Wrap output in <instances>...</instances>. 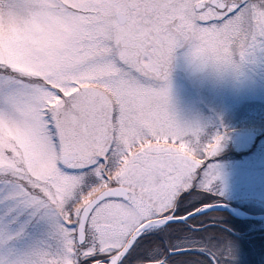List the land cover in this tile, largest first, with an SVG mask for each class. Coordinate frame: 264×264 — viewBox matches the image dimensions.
Returning a JSON list of instances; mask_svg holds the SVG:
<instances>
[{
  "label": "snow or ice",
  "instance_id": "6c2138e0",
  "mask_svg": "<svg viewBox=\"0 0 264 264\" xmlns=\"http://www.w3.org/2000/svg\"><path fill=\"white\" fill-rule=\"evenodd\" d=\"M181 47L238 69L264 0H0V264H222V137L171 107Z\"/></svg>",
  "mask_w": 264,
  "mask_h": 264
},
{
  "label": "rangeland",
  "instance_id": "374dc122",
  "mask_svg": "<svg viewBox=\"0 0 264 264\" xmlns=\"http://www.w3.org/2000/svg\"><path fill=\"white\" fill-rule=\"evenodd\" d=\"M262 56L257 50L238 69L217 70L197 65L181 47L168 81L178 120L201 129L205 142L222 137L210 160L219 175L208 202L248 214H264V78L249 68ZM208 217L212 242L226 253L222 264H264V218L241 219L223 210Z\"/></svg>",
  "mask_w": 264,
  "mask_h": 264
},
{
  "label": "water",
  "instance_id": "95a60500",
  "mask_svg": "<svg viewBox=\"0 0 264 264\" xmlns=\"http://www.w3.org/2000/svg\"><path fill=\"white\" fill-rule=\"evenodd\" d=\"M213 207L211 210H223L230 215L241 218V219H252V220H258L261 218H264V214H248L241 211L242 214H236L231 210V206L225 203H212Z\"/></svg>",
  "mask_w": 264,
  "mask_h": 264
},
{
  "label": "flooded vegetation",
  "instance_id": "af4514ba",
  "mask_svg": "<svg viewBox=\"0 0 264 264\" xmlns=\"http://www.w3.org/2000/svg\"><path fill=\"white\" fill-rule=\"evenodd\" d=\"M261 54V52L259 53ZM263 60H264V57L262 56ZM249 68L250 69H256L258 71V74H259V77L260 78H264V61H260V62H257V61H250L249 62ZM211 211H214V210H211Z\"/></svg>",
  "mask_w": 264,
  "mask_h": 264
},
{
  "label": "clouds",
  "instance_id": "9594fccd",
  "mask_svg": "<svg viewBox=\"0 0 264 264\" xmlns=\"http://www.w3.org/2000/svg\"><path fill=\"white\" fill-rule=\"evenodd\" d=\"M6 16H7V13H5V17ZM205 57H206V65H204L203 67L215 68V66L213 64V61H212V54L211 53H206ZM195 63L197 65L201 66L199 61H195Z\"/></svg>",
  "mask_w": 264,
  "mask_h": 264
},
{
  "label": "bare ground",
  "instance_id": "6f19581e",
  "mask_svg": "<svg viewBox=\"0 0 264 264\" xmlns=\"http://www.w3.org/2000/svg\"><path fill=\"white\" fill-rule=\"evenodd\" d=\"M231 210L234 212V213H236V214H242L241 213V211L240 210H238L237 208H235V207H231Z\"/></svg>",
  "mask_w": 264,
  "mask_h": 264
}]
</instances>
